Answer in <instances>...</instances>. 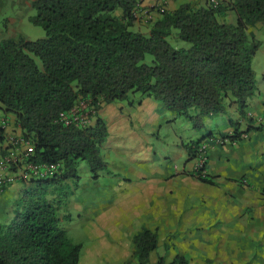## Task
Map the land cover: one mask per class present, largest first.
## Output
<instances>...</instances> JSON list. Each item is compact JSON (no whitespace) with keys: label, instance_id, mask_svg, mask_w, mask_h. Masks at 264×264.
Here are the masks:
<instances>
[{"label":"trees","instance_id":"1","mask_svg":"<svg viewBox=\"0 0 264 264\" xmlns=\"http://www.w3.org/2000/svg\"><path fill=\"white\" fill-rule=\"evenodd\" d=\"M216 2L164 9L142 32L132 30L140 23L135 17L140 0H35L30 21L44 29L45 37L0 36V107L16 117L32 148L22 154L25 161L57 166L49 177H21L26 188L15 203L14 218L0 226V264H80L83 245L65 226L72 218L70 199L81 179L80 163L88 164L94 180L106 170L102 147L110 134L99 115L90 126L64 120L79 100H90L99 109L101 102L110 105L140 95L197 130L228 106L245 114L257 91L253 60L260 49L248 31L264 26V0ZM120 10L122 18L116 16ZM228 12L236 14V24L221 20ZM2 124L0 144L6 139ZM208 138L236 143L242 135L236 130ZM205 140L185 144L189 160L199 158L196 149ZM202 172L195 176L213 184ZM133 242L146 264L158 249L159 235L145 227ZM158 264H167L165 258ZM169 264L189 262L178 255Z\"/></svg>","mask_w":264,"mask_h":264},{"label":"rangeland","instance_id":"2","mask_svg":"<svg viewBox=\"0 0 264 264\" xmlns=\"http://www.w3.org/2000/svg\"><path fill=\"white\" fill-rule=\"evenodd\" d=\"M33 2L0 0L2 38L24 37L36 41L45 37L44 29L30 21L36 15ZM208 2L192 4L204 6ZM159 12L146 13L140 1V7L135 10L140 24L132 30L148 32ZM116 16L122 18L123 12L117 11ZM221 20L234 25L237 16L228 12ZM248 32L255 38H264L262 25L250 28ZM172 44L186 46L180 42ZM260 55L261 52L258 57ZM147 61L151 62V57L148 56ZM148 100L131 94L127 100L110 107L101 102L100 108L96 109L90 100L81 99L64 116L68 122L81 114L77 122L90 126L96 121V115L104 117L107 108H112L105 119L111 145L105 143L102 147L106 170L94 180L88 164L80 163L81 179L70 199L72 218L65 226L73 241L83 245L80 264H141L133 240L145 227L156 230L159 235L158 249L146 264H158L160 257L169 264L178 255L184 256L189 264H264V189L259 191L262 208L255 207L251 212L250 201L231 191L230 201L235 208L246 207L244 214L233 212V217L228 220L223 217L225 210L214 213L215 209L206 208L207 198L218 193L210 187L200 190L202 185L207 186L195 176L197 171L203 170V177L209 178L206 167L209 149L225 147L231 142L218 144L211 141L213 138L206 140L201 144L206 145L205 151L200 156L197 153V160H189L181 147L189 144L198 131L186 118L179 117L175 121L176 115L170 111H166L156 125L153 123L156 114H150L155 113V109L160 114L164 111L158 103L142 108ZM217 136L222 138V135ZM148 184H153L152 193L145 191ZM157 199L162 201L165 211L162 218H157L154 212ZM193 208L195 210H191Z\"/></svg>","mask_w":264,"mask_h":264},{"label":"crops","instance_id":"3","mask_svg":"<svg viewBox=\"0 0 264 264\" xmlns=\"http://www.w3.org/2000/svg\"><path fill=\"white\" fill-rule=\"evenodd\" d=\"M140 1L142 9L149 12L157 10L161 11L162 9L174 11L180 5L185 3H196L197 1L202 4L203 1L208 2V0ZM157 17H159V13L156 14V18ZM136 24V26H139L140 23ZM139 30L141 31V29ZM255 39L260 42V49L253 60V67L256 73L257 91L248 101L245 114L242 115L236 105L228 106L223 113L215 114L207 118L204 121V126L199 130L196 129L199 134L189 142L191 143L195 140L207 139L208 137L215 135H230L236 132V130L241 133L242 139L240 141H237L236 143L231 142V144H228L225 147L213 146L209 149L206 167L209 178L212 179L213 184L202 182L203 184H206L207 187L204 185L200 187V190L203 191L208 189V187L214 190V192L217 191L218 194H212L207 198L206 202L208 205L206 208L210 210L215 209L216 212L214 213H221V211L224 212L225 210L226 213L223 217L228 218V220L233 217V212L241 211L242 213L246 207L243 205L242 208H235L236 205L233 201H230L229 194L231 191L237 192V194L250 201L249 207H252V209L249 212L254 210L255 207L262 208L259 191L264 189V38ZM260 52L261 55L258 57ZM148 101L149 102L141 107L144 108L147 105L154 106L157 104V102L152 99H149ZM111 105L112 104L107 105V107H110ZM107 110L108 113L104 115V119L109 117L112 108H107ZM164 113L165 112L160 114L159 112H156L155 109V113L152 112L150 114H156L153 123L156 122L157 125L165 115ZM0 121L1 123H6V139L4 143L0 144V154L11 153L12 155L20 156L22 158V154H24L29 148V145L23 140L24 136L22 129L18 125L16 117L12 114H7L0 107ZM259 127H261V130L255 131V129ZM249 129L251 131H248ZM109 139L111 138L109 137ZM107 142L106 144L111 145L110 140ZM184 146L185 145L182 144L181 148L186 152ZM105 148L106 147L104 146V149ZM7 175L10 177V182L5 188H0V226L9 224L13 220L15 203L20 199L26 188L21 182L20 173L17 170L6 174V176ZM179 175H181V173H179ZM152 186L153 184H148L145 191L152 193ZM213 195L215 196L214 198H212ZM9 196H11V198ZM218 199H220L219 202H217ZM161 203L162 201L158 202V199L155 201L156 206L154 207V212L156 213L157 218H162L165 213ZM194 208L191 210H195ZM244 213L245 212H243V214ZM100 234L102 235V233ZM105 243L107 246L108 242L105 241ZM102 244L105 246L103 242H101V245Z\"/></svg>","mask_w":264,"mask_h":264},{"label":"built area","instance_id":"4","mask_svg":"<svg viewBox=\"0 0 264 264\" xmlns=\"http://www.w3.org/2000/svg\"><path fill=\"white\" fill-rule=\"evenodd\" d=\"M211 1L212 3H217L216 0ZM139 7L140 4H138L137 8ZM148 12L149 11H146V13ZM135 17L137 18L136 14ZM80 117L81 114H79L77 118L73 121L77 122ZM2 126L3 128H6V123L4 122ZM211 141L218 144H223V142H220L219 140L217 141L216 139H212ZM27 145H29V148L24 152V157L26 154H28L27 152L32 150L30 144L27 143ZM206 148V145H203L200 147L199 150L200 152H203ZM24 157L21 158L20 156L18 157L16 155H12L11 153L0 154V188L6 187L8 185V183L10 182V177L8 175L6 176V174L12 171L17 170L20 173V178L23 177L26 179L49 177L57 171V166L55 165L27 163Z\"/></svg>","mask_w":264,"mask_h":264},{"label":"clouds","instance_id":"5","mask_svg":"<svg viewBox=\"0 0 264 264\" xmlns=\"http://www.w3.org/2000/svg\"><path fill=\"white\" fill-rule=\"evenodd\" d=\"M209 139H210V138H207L206 140H209ZM206 140H205V141H206ZM203 142H204V141H203ZM203 142H202V143H203ZM202 143H201V144H202ZM201 144H200V146H199V149H200V147H201ZM199 149L197 148L196 150H198V152H199V156H200V153H201V152H200ZM198 152H197V153H198ZM197 159H198V158H197ZM197 159H195V160H197Z\"/></svg>","mask_w":264,"mask_h":264}]
</instances>
